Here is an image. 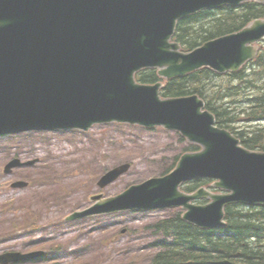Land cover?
I'll list each match as a JSON object with an SVG mask.
<instances>
[{
  "label": "water",
  "instance_id": "obj_1",
  "mask_svg": "<svg viewBox=\"0 0 264 264\" xmlns=\"http://www.w3.org/2000/svg\"><path fill=\"white\" fill-rule=\"evenodd\" d=\"M264 0H0V136L28 131H87L97 124L129 123L180 132L201 150L185 154L167 176L134 185L66 220L125 211L182 207L183 219L203 229L224 226L233 204L264 206V152L250 151L227 130L215 126L197 95L162 99L163 84L143 85L135 75L156 68L162 78L202 68L236 72L256 56L248 44L264 34V21L240 33L182 53L171 43L178 21L205 9ZM22 164L15 160L6 173ZM130 165L104 175L106 187ZM215 179L187 194L186 181ZM24 187L25 183H16ZM212 202L196 206L192 201ZM43 253H7L1 264L30 261ZM215 264H234L222 261Z\"/></svg>",
  "mask_w": 264,
  "mask_h": 264
},
{
  "label": "rangeland",
  "instance_id": "obj_2",
  "mask_svg": "<svg viewBox=\"0 0 264 264\" xmlns=\"http://www.w3.org/2000/svg\"><path fill=\"white\" fill-rule=\"evenodd\" d=\"M222 17L223 13L212 14L201 22ZM204 82L205 92L220 88L219 95H223L218 100L206 93L210 106L229 111V121L220 126L238 137H250L249 128L257 125L250 121L252 105L246 95L253 91L245 89L246 94L234 95L240 91L234 89L239 88L237 81L226 77L210 76ZM262 82L257 86H264ZM190 150L186 140L173 132L115 124L98 125L89 132H29L0 137V255L45 252L42 260L26 264H139L138 258L151 255L162 238L156 224L173 218L178 211L117 213L73 222L64 218L90 207L91 194L103 192L105 198L113 197L132 184L163 176ZM17 158L34 163L14 170L10 176L4 174L5 165ZM125 163L131 164L130 171L100 189L99 178ZM15 181L27 182L28 186L13 188Z\"/></svg>",
  "mask_w": 264,
  "mask_h": 264
},
{
  "label": "trees",
  "instance_id": "obj_3",
  "mask_svg": "<svg viewBox=\"0 0 264 264\" xmlns=\"http://www.w3.org/2000/svg\"><path fill=\"white\" fill-rule=\"evenodd\" d=\"M208 14L209 12L200 13L179 23L176 40L186 50H193L215 36L238 30L251 19L264 15V7H247L240 14L229 10L222 18L202 24L201 18L207 17ZM212 75L211 71L204 70L173 80L167 85L166 94L175 97L197 93L205 99L206 93H210L220 100L223 97L219 95L220 88L208 89L206 92L204 90V81ZM236 77L246 84V87L252 88L255 84L254 77L250 80L242 73ZM140 80L142 83H155L159 79L152 71L144 73ZM223 91L221 88V92ZM258 94L260 96L254 97L252 102L256 107H261L263 113L258 117L264 119V93ZM207 107L215 113L219 125L227 124L228 109L220 110V106H210L209 102ZM240 138L246 147L264 150V128H258L251 137ZM226 213L228 225L220 231L196 228L185 223L179 213L173 218L158 222L156 226L162 234V241L155 245L158 251L138 258L139 264H212L213 261L222 259L245 264H264V207L236 206L228 208Z\"/></svg>",
  "mask_w": 264,
  "mask_h": 264
},
{
  "label": "flooded vegetation",
  "instance_id": "obj_4",
  "mask_svg": "<svg viewBox=\"0 0 264 264\" xmlns=\"http://www.w3.org/2000/svg\"><path fill=\"white\" fill-rule=\"evenodd\" d=\"M261 45V50H260V53H264V40L260 43ZM237 104H240V102H238ZM252 119L250 120L252 123H256L257 127L254 128L253 126H251L249 128V132H248V135H250V137L254 134V132H256L259 128L258 125H260L261 123H264V119H262L261 117H258L259 115H261L263 112H262V109L261 107H256L252 110Z\"/></svg>",
  "mask_w": 264,
  "mask_h": 264
}]
</instances>
